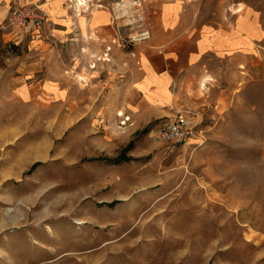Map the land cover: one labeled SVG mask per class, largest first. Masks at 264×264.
<instances>
[{
	"label": "rangeland",
	"instance_id": "374dc122",
	"mask_svg": "<svg viewBox=\"0 0 264 264\" xmlns=\"http://www.w3.org/2000/svg\"><path fill=\"white\" fill-rule=\"evenodd\" d=\"M121 1L64 0L52 20L56 0H0V264H264V0H194V19L246 13L261 34L161 108L131 69L164 0ZM13 4L49 24L14 26ZM100 8L107 37L78 25ZM177 112L192 133L173 145L158 130Z\"/></svg>",
	"mask_w": 264,
	"mask_h": 264
},
{
	"label": "crops",
	"instance_id": "0c3cea01",
	"mask_svg": "<svg viewBox=\"0 0 264 264\" xmlns=\"http://www.w3.org/2000/svg\"><path fill=\"white\" fill-rule=\"evenodd\" d=\"M51 1L43 0V7ZM56 1L58 9L51 19L69 16L64 0ZM244 15L231 13L218 21L202 23L194 19V0H164L159 6V16L153 20L149 38L136 47L139 65H132L131 88L136 92L139 104L161 108L174 106L181 100H194L195 74L206 56L253 47L261 34L260 26L254 21L259 29L256 32L248 24L252 19L246 13ZM89 17L84 27L78 24L80 30L84 28L88 32L90 26L100 36L110 35L108 9H96L94 14L91 11ZM91 20L93 25L89 23ZM200 83L203 84L204 79ZM188 84H192L190 95L186 93ZM44 90L59 92L51 84H45ZM21 92L31 94L32 84Z\"/></svg>",
	"mask_w": 264,
	"mask_h": 264
},
{
	"label": "built area",
	"instance_id": "2783aa9c",
	"mask_svg": "<svg viewBox=\"0 0 264 264\" xmlns=\"http://www.w3.org/2000/svg\"><path fill=\"white\" fill-rule=\"evenodd\" d=\"M8 20L14 26L39 32L49 24L46 11L31 5L18 6L13 4L8 14ZM146 37V33L141 34ZM192 133V126L185 114L177 112L173 118L164 122L158 130V138L173 145L183 143Z\"/></svg>",
	"mask_w": 264,
	"mask_h": 264
},
{
	"label": "bare ground",
	"instance_id": "6f19581e",
	"mask_svg": "<svg viewBox=\"0 0 264 264\" xmlns=\"http://www.w3.org/2000/svg\"><path fill=\"white\" fill-rule=\"evenodd\" d=\"M85 3V0H74V4H75V7L79 10L81 8V5ZM122 4L118 3V6L121 5L124 7V5L126 4L125 1H121ZM132 3L134 4V2L130 1V5H132ZM116 6V7H118ZM115 7V8H116ZM130 7V6H129ZM80 12V10H79ZM147 33V32H146ZM141 34H144V33H141ZM82 222V221H81Z\"/></svg>",
	"mask_w": 264,
	"mask_h": 264
},
{
	"label": "trees",
	"instance_id": "16d2710c",
	"mask_svg": "<svg viewBox=\"0 0 264 264\" xmlns=\"http://www.w3.org/2000/svg\"><path fill=\"white\" fill-rule=\"evenodd\" d=\"M124 156H119L120 159H122ZM116 160V159H115Z\"/></svg>",
	"mask_w": 264,
	"mask_h": 264
}]
</instances>
